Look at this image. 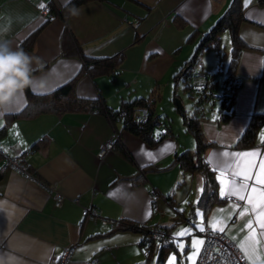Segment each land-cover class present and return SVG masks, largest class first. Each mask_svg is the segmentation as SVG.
Here are the masks:
<instances>
[{"label":"crops","instance_id":"crops-1","mask_svg":"<svg viewBox=\"0 0 264 264\" xmlns=\"http://www.w3.org/2000/svg\"><path fill=\"white\" fill-rule=\"evenodd\" d=\"M67 1L0 0V40L9 41L12 48H23L35 58L31 92L49 93L74 77L76 95L94 98L100 93L108 106L117 108L123 98L147 96L167 79V73L173 81L195 46L197 37L191 34L196 29L207 31L231 0H88L73 6L63 19L56 11ZM241 2L244 19L239 24V34L245 45L240 49L235 71L240 83L236 85L233 111L225 121H216V111L206 112L201 120L210 141L203 152L204 160L215 176L225 170L229 179L232 152L259 151L257 165L264 157V121L252 144L235 145L251 113L264 111V3L249 0L245 7V0ZM41 4L56 7V11H50L52 17L41 15ZM176 17L183 21L182 26H176ZM78 46L92 56H121L117 72L90 77L77 54ZM117 90L134 93L125 96ZM25 107L24 92L0 108V201L7 202L0 209V264H54L66 246L72 250L65 264H89L91 259L97 264H136L144 257L140 233L124 230L88 237L108 230L119 217L163 225L178 218L181 228L176 233L183 228L193 232L183 238L185 251L181 253L178 245L170 249L163 264L170 256L176 257L175 264H191L187 256L194 251L192 240L203 239L196 227L202 223L197 221L201 218H181L177 203H169L164 194L181 187L187 179L191 194L195 188L196 198L190 199L189 205L196 202L201 192V174L183 173L175 164L167 170L146 172L138 182L129 178L148 164H167L175 153L193 148L194 141L181 127L173 128L174 135L149 144L125 129L119 118L100 111H44L10 117ZM114 132L128 156L114 147L99 158L97 152ZM36 140L37 146H31ZM225 152L229 155L224 156ZM4 156L19 157L18 166H4ZM179 181L182 182L177 185ZM217 184L219 193L218 181ZM55 193L61 196L58 204ZM239 203L241 208L235 212L226 198L214 202L207 212L200 206L195 211L203 213L204 226L214 214L223 218V233L230 239L235 237L232 240L237 246L250 231L243 225L253 219L259 244L245 243L250 251L254 246L260 258L245 260L248 264H264V229L256 225L251 213L238 218L244 205L243 201ZM89 207L97 209L98 218L86 217ZM219 209L227 212L220 214ZM102 218L108 222H102ZM177 225L170 228L174 239Z\"/></svg>","mask_w":264,"mask_h":264},{"label":"trees","instance_id":"trees-1","mask_svg":"<svg viewBox=\"0 0 264 264\" xmlns=\"http://www.w3.org/2000/svg\"><path fill=\"white\" fill-rule=\"evenodd\" d=\"M88 0H68L65 4L59 7L56 11V7L53 5H48V9L52 12L56 11L57 14L63 19L68 14L70 9ZM259 3H264V0H257ZM244 19L243 16V5L241 0H231L225 10L217 17L215 22L210 26L207 31H194L191 36H197L199 34L198 42L196 43L194 50L189 57L188 61L174 74V85L181 82H185L183 86L194 88V84L188 82L190 77H192L196 72L195 69H199L197 64H199L200 55L202 52L210 47H214L217 52H220V45L222 40V34L227 33L231 48L230 59L227 65V72L225 79H227V90H225L219 99L209 100L207 103L210 108L213 105L216 106V121L221 122L228 119L233 111V101L234 94L236 90V84L233 82L235 78V71L237 66V61L239 57L240 49L245 45L244 40L239 34V24ZM176 26L180 27L184 23L178 17L174 20ZM190 36L189 40L192 39ZM77 54L83 61L84 70L90 75V77H96L101 74L113 75L117 72L119 65L121 63V56L111 55V56H92L86 54L83 49L80 50L77 47ZM82 65V64H81ZM188 66L187 69H185ZM37 69V68H36ZM203 68L199 69V74H203ZM111 75V76H112ZM206 82L203 87L211 85L213 82L211 78L205 73ZM74 77L70 78L66 82L59 85L56 89L50 91L46 94H35L29 89L25 90L26 96V107L25 109L12 113L10 117L22 115L31 116L44 111H51L55 114H63L68 112L77 111H100L106 113L114 118H119L125 129L131 131L135 135L141 137L149 144H156L160 142L164 136L173 134L170 123L161 121L159 115L155 111L154 99L149 96H133L121 99V102L117 108H111L108 106L99 93L97 97L88 98L81 97L75 94L73 90ZM188 82V83H186ZM195 89H197L195 87ZM207 90L197 94V99L194 101V106L191 112H188L183 105H179L180 99L176 96L175 92L172 93V100L176 102L175 109L181 113V118L185 127L188 131L192 133L196 141V146L193 150L185 148L182 151L175 153L173 159L164 165H154L148 164L144 166L141 171L136 172L133 176L129 178L133 182H138L143 180L146 172L149 171H162L167 170L173 165H178L183 173H200L202 176V191L200 192L198 199L194 203H190V208L187 211L178 210L177 214L188 221L195 218L196 207H202L203 212H207L214 202L222 201L223 199L218 193V184L214 170L209 166V164L204 160L203 152L210 141L205 137L204 132L201 127V120L206 117V109L204 107L203 101L200 100L204 97L207 98ZM209 99V98H207ZM200 102V103H199ZM216 102V103H215ZM140 110H146V115L141 116L140 119H136L135 114H139ZM136 112V113H135ZM264 121V111H254L250 115V119L237 138L236 146H248L252 144L257 135L258 128ZM3 127H0V133ZM40 140V139H39ZM36 140L31 146L36 147L39 143ZM115 148H117L125 156L127 155V150L122 145L121 140L115 142ZM26 169V167H25ZM2 163L0 164V178L2 176ZM182 181H179V185ZM165 199L169 203H175L173 197V192H168L164 194ZM197 205V206H196ZM178 218L169 224H146L136 222L127 217H119L114 219L110 224L108 230L99 233H93L88 237H96L102 234H109L115 231L132 230L140 233L141 238L139 245L144 251V257L137 261L136 264H163L166 253L176 247L175 239L172 236L171 240L167 237L171 236L170 228H174L178 224ZM162 230V235L153 236V230Z\"/></svg>","mask_w":264,"mask_h":264},{"label":"snow or ice","instance_id":"snow-or-ice-1","mask_svg":"<svg viewBox=\"0 0 264 264\" xmlns=\"http://www.w3.org/2000/svg\"><path fill=\"white\" fill-rule=\"evenodd\" d=\"M248 2L249 0H245V7H247ZM40 7L43 8L44 5L41 4ZM17 135L19 134L17 133ZM261 141L264 142V132L261 133ZM223 155L228 156L229 153L225 152ZM260 155V152L255 150L247 152H232L231 156L234 159L233 162L228 165V168L231 169V179H229L225 170H221L216 176V180L220 184L219 195L222 199L226 198L230 201L232 212H235L236 209L241 208L239 202L243 201V210L239 212L238 218H244L251 213L254 216L256 225L260 229H264V157L259 159V163L257 165V157ZM238 179L239 182H237ZM249 181H252V183L249 184ZM202 190L203 189H201V191ZM233 197L235 200L232 199ZM217 211L218 213L223 214L227 212V209H219ZM196 216L200 217L202 221V223L196 227L200 232H204L205 226L203 224V213L197 210ZM227 218L229 220L232 219L231 212L228 213ZM208 226L212 229L213 233H223L225 232L226 222L223 220V218L214 214L212 219L209 221ZM243 228L249 229L250 231L238 244V247L244 253L242 258L251 261L253 256H255V259L258 260L260 257L258 254H256V248L252 246L250 251L249 247H246L245 243L252 241L254 244H259V240H257L256 237V228L253 227V219H248L243 225ZM190 234V229L183 228L175 233V236L184 237ZM261 236H264V232L261 233ZM232 239L235 240L236 238L232 237ZM204 243L205 241L203 239L194 238L192 240L191 247L194 249V251H192L187 256V260L190 261L191 264H195L196 258L198 257ZM178 248L180 249L181 253H183L185 251V244L182 241L179 242ZM57 259H59V257H57ZM175 261L176 257L170 256L167 264H175Z\"/></svg>","mask_w":264,"mask_h":264},{"label":"rangeland","instance_id":"rangeland-1","mask_svg":"<svg viewBox=\"0 0 264 264\" xmlns=\"http://www.w3.org/2000/svg\"><path fill=\"white\" fill-rule=\"evenodd\" d=\"M215 20H214V22H215ZM196 37H197V39H196L195 45L198 42L199 34H197ZM194 47H193V50H194ZM230 48H231V44H230L228 35H227V33H223L219 53L217 52V50L214 47H210V48H208L202 52V54L200 55V60H199L200 63L195 65V66H197L199 69H201V67H202L204 70L203 74L200 75L198 72L199 69L198 70L195 69L194 72H196V73L192 77H190V80L188 81V82L194 84L193 89H190L189 87L185 88L183 86V84H185V82H181L175 86L174 81H171L170 74L167 73V79L160 81L159 85L154 90L148 92V94H147V96H149L150 98H153L155 100L154 101L155 111L159 115V119L162 122L165 121V122L170 123V127H171V130L173 132V135L175 134L173 128L179 126V127H181L182 131L185 134H187V136H189V138H191L194 141L193 148H188V149L193 150L196 146V141H195L192 133L186 129L185 124L183 123L182 118H181L182 117L181 113L175 109V104H177V103L172 100V93L175 92L176 96L180 99L183 107L186 108V110L188 112H191L193 109V106H194V101H195V99L198 98L197 94L199 93V91L203 92V91L207 90V92H206L208 95L207 98H209V99H207L206 97L205 98L203 97L200 100V102L203 101L206 112L213 113L216 110V105L215 106L213 105V108L211 109L210 105H208L207 103L209 102V100L219 99V97L217 98V95L221 94L223 92V90L224 91L227 90V84H226L227 79H225V76H226V72H227L226 71L227 65H228V62L230 59V52H229ZM191 54H190V56H191ZM205 73L211 78L213 83L211 85H207L206 87H203L205 82H206V78H205L206 76H204ZM166 81H167V84H165ZM188 82H186V83H188ZM195 87L197 89H195ZM107 91H109V93H112L115 90H107ZM117 91H123L125 96H127V94H129V93L130 94L134 93V90H117ZM141 114H142V112L139 114H135L136 119H140ZM196 174L199 177H201L198 173H196ZM194 186H196V181L194 183ZM202 187H203V185L201 183L199 185L198 189L201 190ZM194 190H195V188H193V193L191 194L192 187H191L190 181L186 179L185 182L181 185V187H175L174 190L171 191V192H173L174 200L176 201L180 210H183V209H184V211L189 210V208H190L189 200L195 198ZM182 193L185 194L186 197L182 198ZM187 193H188V197L190 195L191 196L193 195V197L188 198ZM185 202H187V203H185ZM198 220L200 221L201 219H197V221ZM180 224L181 223H179L177 225V227L175 228V230L173 231L174 235H175L176 231L179 228H181ZM192 232L193 231H191V233ZM183 238H185V237H176L175 236V240H176L175 245L177 246L179 242L183 241ZM168 259L169 258H167L166 262L168 261Z\"/></svg>","mask_w":264,"mask_h":264},{"label":"built area","instance_id":"built-area-1","mask_svg":"<svg viewBox=\"0 0 264 264\" xmlns=\"http://www.w3.org/2000/svg\"><path fill=\"white\" fill-rule=\"evenodd\" d=\"M39 12L41 15H43L45 18L52 17V13L48 9V5L44 4L43 8H39ZM233 82L237 85L240 83V79L235 77L233 79ZM219 96H217L218 98ZM146 115V110L142 111L141 116L144 117ZM118 140V135L116 132L112 135V137L105 142L100 150L97 152V156L99 158L103 157L104 154L115 147V142ZM18 159L19 157H8L4 156V166L6 165H17L18 166ZM22 168V167H21ZM153 194L156 196V191L153 190ZM60 194L55 193L54 199L55 203L58 204L60 201ZM86 217L90 219H96L98 218V211L94 207H89L86 210ZM102 222L107 223L108 220L106 218L101 219ZM162 230H153V236H161ZM203 240L205 241L204 245L201 248V251L196 258L195 264H248L245 259L242 257L244 256L240 249L238 248L237 244L230 239L228 236H226L224 233H213L212 229L205 225V231L202 232ZM168 240L172 239V236L167 237ZM72 247L66 246L64 247V250L62 251L61 255L59 256V259L55 261L54 264H65L70 253H71ZM89 264H97L95 259H91L89 261Z\"/></svg>","mask_w":264,"mask_h":264},{"label":"clouds","instance_id":"clouds-1","mask_svg":"<svg viewBox=\"0 0 264 264\" xmlns=\"http://www.w3.org/2000/svg\"><path fill=\"white\" fill-rule=\"evenodd\" d=\"M34 59L23 48H12L9 41L0 40V108L31 88ZM6 203L0 201V209Z\"/></svg>","mask_w":264,"mask_h":264},{"label":"water","instance_id":"water-1","mask_svg":"<svg viewBox=\"0 0 264 264\" xmlns=\"http://www.w3.org/2000/svg\"><path fill=\"white\" fill-rule=\"evenodd\" d=\"M188 68V66L185 68V69H187ZM182 103L181 102H179V105H181Z\"/></svg>","mask_w":264,"mask_h":264}]
</instances>
